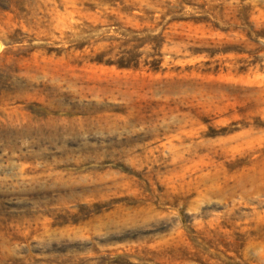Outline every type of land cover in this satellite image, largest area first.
<instances>
[{"label": "rangeland", "instance_id": "rangeland-1", "mask_svg": "<svg viewBox=\"0 0 264 264\" xmlns=\"http://www.w3.org/2000/svg\"><path fill=\"white\" fill-rule=\"evenodd\" d=\"M0 264H264V0H0Z\"/></svg>", "mask_w": 264, "mask_h": 264}]
</instances>
